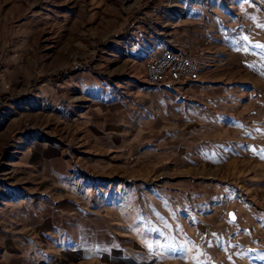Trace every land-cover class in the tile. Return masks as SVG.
Wrapping results in <instances>:
<instances>
[{
  "label": "rangeland",
  "instance_id": "obj_1",
  "mask_svg": "<svg viewBox=\"0 0 264 264\" xmlns=\"http://www.w3.org/2000/svg\"><path fill=\"white\" fill-rule=\"evenodd\" d=\"M192 1L201 7L190 28L219 36V63L204 58L203 74L226 79L196 92L194 124L125 129L139 156L129 144L111 164L118 174L103 179L65 165L80 162L72 150L83 142L80 128L102 120L89 101L119 64L106 48L161 0H0V264H28L4 259L3 235H42L31 228L42 223L41 201L61 222L58 206L83 205L87 214L76 219H103L140 264H264V0ZM96 163L104 171L106 162Z\"/></svg>",
  "mask_w": 264,
  "mask_h": 264
},
{
  "label": "crops",
  "instance_id": "obj_2",
  "mask_svg": "<svg viewBox=\"0 0 264 264\" xmlns=\"http://www.w3.org/2000/svg\"><path fill=\"white\" fill-rule=\"evenodd\" d=\"M192 2V0H172V2L161 0L153 8L151 6L143 11L141 18L144 22L133 28L130 34L121 35L109 43L106 48L108 50L106 53L110 56L108 60H116L119 64L98 80L99 87L91 93L93 98L89 101L93 113L98 109L103 112L99 116L102 120L97 118L93 123L80 128L81 132L77 137H82L83 142L78 144L79 147L75 145L72 148L76 153L75 158L80 159V162L73 161L75 169L69 167L71 162L66 164L67 173L111 179L118 174L117 166L111 165L112 162L123 160L129 154L130 151L127 149L129 144L133 157H138L140 153L139 145L132 146L131 138L125 143L123 136L125 129L131 127L139 132L145 123L151 125L152 121L161 122L163 127L172 126V120L179 124L197 122L196 112L199 110V103L196 100V92L202 95L207 87L205 82L211 79L215 86L221 87L223 84H220V81L226 79V76L223 77L216 71L211 75L203 74L205 64L209 65L208 62H203L204 58L208 59L210 56L213 66L219 63V61L214 62V59L220 55L219 44H214L219 36L208 31L200 33L190 28L191 25L188 23L193 25L191 20L195 18L201 7V3ZM180 14H184L183 22L187 24L186 26L177 27L174 23L176 16ZM167 48L179 53L190 52L198 62L199 79L180 83L167 79L158 85H149L145 79V62L150 56ZM111 67L110 65L107 68ZM207 98L203 99L207 100ZM70 143L72 142L68 144ZM55 145L57 144L54 143ZM31 157L38 161L37 166L43 165L46 160L45 155L39 152L33 153ZM98 160L106 162L104 171H99L96 167ZM67 173L64 172L63 175L68 176ZM59 174V170L54 168L51 170L52 183L59 184ZM111 183L109 181V185ZM95 184L92 186V183H89L91 188L100 187ZM70 187L74 188V185ZM62 190H67V187L62 186ZM74 191L76 192L75 189ZM27 195L29 198L32 197L29 193ZM72 203L75 207L71 206L70 202L66 203L68 208L58 206L63 208L64 221L61 222L60 215H56L57 211L53 207L49 208L46 201H41V207L45 208L44 212L42 210L38 215L42 223L32 225L31 228L42 235H3L4 259L26 260L28 264L95 262L140 264L133 255L117 247L120 245L117 242L120 237L108 233L109 229L103 226V219L97 221L91 217L88 218V222L84 219L77 220L76 217L87 214V210L77 202ZM94 208V205L91 206V210ZM48 209L51 210L48 212L46 211ZM72 213L74 217L69 215ZM31 214L36 216L38 213L31 212ZM23 240L26 244H23ZM17 241L22 242L19 249H17ZM16 254L19 256L14 257Z\"/></svg>",
  "mask_w": 264,
  "mask_h": 264
},
{
  "label": "built area",
  "instance_id": "obj_3",
  "mask_svg": "<svg viewBox=\"0 0 264 264\" xmlns=\"http://www.w3.org/2000/svg\"><path fill=\"white\" fill-rule=\"evenodd\" d=\"M145 79L149 85H158L169 79L174 83L199 79V67L190 52L179 53L163 49L145 62Z\"/></svg>",
  "mask_w": 264,
  "mask_h": 264
},
{
  "label": "water",
  "instance_id": "obj_4",
  "mask_svg": "<svg viewBox=\"0 0 264 264\" xmlns=\"http://www.w3.org/2000/svg\"><path fill=\"white\" fill-rule=\"evenodd\" d=\"M231 218H234V216H233V215H231Z\"/></svg>",
  "mask_w": 264,
  "mask_h": 264
}]
</instances>
